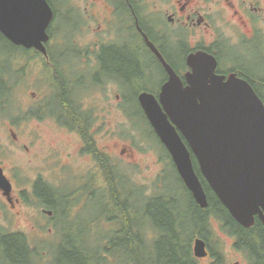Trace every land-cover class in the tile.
Listing matches in <instances>:
<instances>
[{
  "label": "flooded vegetation",
  "instance_id": "obj_1",
  "mask_svg": "<svg viewBox=\"0 0 264 264\" xmlns=\"http://www.w3.org/2000/svg\"><path fill=\"white\" fill-rule=\"evenodd\" d=\"M47 1L54 13L49 31L51 38L45 44L47 54L34 47L15 45L2 38L10 50L6 52L5 62L11 70H15L17 63L18 73L37 71L48 74L46 82L50 88L41 102L47 111V107L51 105L50 98L57 99L62 114L47 115L44 111V116L36 114V118L40 123L50 120L56 129L72 136L78 148L75 152L67 153L64 158L59 150H53L49 157L43 158L46 168H50L47 171H52V175L45 178L44 171L37 173L29 188L17 191L16 197L10 178L12 192L6 195L0 189V205L8 212H0V215H5L6 221V227L0 228V256L7 254V260L0 264H48L54 258H49L46 253L51 244L66 249L65 255L68 258L80 256L84 264H127L129 256L122 254L129 250L123 246L125 231L114 228L117 221L115 218L107 221L106 213L100 207L104 201L100 195L107 185L105 180L103 182L106 160H109L110 166L114 161L108 158L111 156L106 149L98 145L101 128L90 124L91 118L84 113L83 102L77 95L95 85L101 87L103 80L100 71L96 73L97 69L110 77L121 74L132 76L133 85L140 93L152 91L146 81L156 70L163 77L157 88L159 93L169 80V72L163 60L178 75L183 85L187 86V75L192 73L191 57L206 53L215 59V73L218 76L225 81L231 77L246 81L264 102V0ZM57 1L63 2L61 9L57 8ZM64 14L76 26L74 36H79L78 29L84 32L82 37L72 39L75 60L71 65L62 61L65 53L62 48L60 51L61 43L52 34L53 24ZM199 30L203 34H209V39L198 37ZM220 30L227 39L222 38ZM75 44H85L86 48L78 53ZM242 46L248 47L247 52ZM55 47L59 50L60 58L53 53ZM12 56L15 57L13 60ZM122 56L133 59L136 70L111 68L114 66L113 62ZM230 56H234L236 61H229ZM91 62L95 64L96 70L88 67ZM247 62L255 71L257 69L256 73L246 66ZM91 73L94 76H89ZM86 77L91 78V84ZM119 98L120 95L117 96ZM37 100L40 101V96ZM37 112L40 113V110ZM10 131L11 138L14 139L11 143L17 144V135L13 129ZM34 142L36 140H33V145ZM24 149L29 150V147L24 145ZM122 154L125 155L126 152L122 151ZM169 162L175 169L170 157ZM0 166L3 168L1 164ZM79 168L82 170H77ZM88 171L96 172L98 181L94 184L97 187L91 183L93 180L88 181ZM68 175L73 189L61 194L58 192L59 185L67 180ZM51 178L55 181H51ZM37 186L41 188L38 195L34 191ZM91 189L93 190L90 191ZM95 195H99L97 215L85 218L87 221L82 220V210L90 201L96 200ZM24 209L30 211L32 227H9L7 218L16 222L15 218H20ZM116 217L118 220L122 219V213ZM43 223L49 228L46 229ZM63 223L71 224L72 227L67 225L66 228H59ZM104 223L109 229L96 228ZM133 231L130 233H134ZM254 233L259 235L258 245L252 243L254 240L250 236ZM242 235L243 245L240 248L238 236L229 235L232 244L234 243L231 248L242 257V260L234 264H264V220L256 217L254 226L242 230ZM197 240L193 239L190 246L194 258L192 264H218L217 252H212L204 239L207 257L198 258L195 255ZM17 247L23 250L20 261H15L12 255Z\"/></svg>",
  "mask_w": 264,
  "mask_h": 264
},
{
  "label": "rangeland",
  "instance_id": "obj_2",
  "mask_svg": "<svg viewBox=\"0 0 264 264\" xmlns=\"http://www.w3.org/2000/svg\"><path fill=\"white\" fill-rule=\"evenodd\" d=\"M71 3V0H70ZM57 8L61 9L63 2H56ZM56 32L55 39H59L58 42L61 43L60 51H64L65 55L62 59L63 62L71 65L75 60V52L72 46L73 37H82L84 32L78 29L79 36H74L75 27L70 22L67 14L60 16L52 26ZM221 36L227 39V36L220 30ZM58 36V37H57ZM190 36V35H189ZM198 37H205L209 39V34H203L201 30L197 32ZM56 41V40H55ZM57 42V41H56ZM0 53L2 56L6 55L9 48L0 40ZM78 49V53L86 48L85 44H75ZM247 52V46L241 47ZM54 55L60 58V53L57 47L53 49ZM229 61L235 62L234 56H230ZM0 67L2 71L5 70L8 74V67L5 60H1ZM95 64L91 62L88 67L91 70L94 69ZM246 66L254 73L255 68L251 66L249 62ZM4 67V68H3ZM17 63L15 64L14 73L11 71L9 83L16 82L15 87L8 94L4 93L3 88H0V164L5 170V174L13 181L15 187L14 196H17V191L27 190L30 184L34 181L36 174L43 172L45 178L52 175V171L49 172L50 168H46V163L43 162V158L49 157L53 150H59L62 157L64 158L67 153L75 152L78 148L77 143L74 141L73 137L67 133L61 132L55 128V126L48 121L38 122L36 114H41L42 116L45 110L43 102L41 100L48 92L50 85L46 82V77L48 74L46 72L37 73V71H29L26 74L18 73ZM111 68L115 69V66ZM100 71L101 79L103 84L101 87L93 86L84 92H79L77 95L78 99L82 100V109L85 114L90 116V124L94 125L95 128H101L100 136L98 137V145L104 147L111 158L114 161V165H117L119 169L130 178V181L136 185L143 187L148 194H153L156 183L160 182L162 178L163 171L165 170V178H163L164 192L169 196V198L178 199V204H182L183 208H187V203L189 202V197L186 195L180 186V183L176 179L175 170L169 166V162H163L161 157H166V153L160 148L157 140L150 132V126L144 121V116L138 107V97L136 96V88L133 85L134 78L130 75H111L110 77L106 75L101 69H97L96 73ZM69 69L66 70L68 75ZM152 76L146 81L150 84L153 90H156L163 79L162 75L154 70ZM89 76H94L92 73ZM110 77V78H109ZM88 83H92L91 78L86 77ZM97 84V83H96ZM99 85V84H97ZM35 94V95H33ZM120 98L117 99V96ZM40 96V101L37 98ZM51 105L47 107V115H60L62 114V109L59 108V102L57 99L51 97ZM123 106V109H122ZM40 110V113L37 112ZM129 114L132 118L128 117ZM11 129L17 135V144L11 143L14 141L11 134ZM33 140H36L33 145ZM24 145L29 147V150L24 149ZM157 146V147H155ZM125 151L126 154H122ZM82 165V164H81ZM79 166L85 169L84 166ZM164 168V169H163ZM82 170V169H77ZM93 179V181L90 180ZM88 181H91L93 185L98 181L96 172L88 171L87 176ZM51 181L55 179L51 178ZM57 180V179H56ZM87 181V180H86ZM104 182V179H103ZM97 187V185H95ZM70 184L69 175L66 181L59 185L58 192L61 194H66L72 190ZM41 188L37 186L34 188L36 195L41 191ZM141 191L138 189L137 192ZM164 193V194H165ZM104 195H101L102 198ZM178 196V197H176ZM96 200L90 201L89 205H86L82 210V220L85 218H92L97 215L98 211V195H95ZM138 198L134 201L136 203ZM102 203V202H101ZM130 206L128 207V212L125 216L128 218H133V202L128 199ZM139 204H137L138 206ZM103 208V212L109 209L110 213L117 216L118 211L106 206V203L100 205ZM144 209V207H141ZM2 210V211H1ZM130 211V212H129ZM0 212H7L6 208L0 205ZM8 213V212H7ZM142 215V212H141ZM5 215L2 213L0 215V228L6 227ZM16 222L8 217L7 224L11 228H31L32 227V217L30 211L24 209L23 214L20 218H15ZM87 221V219H85ZM142 222V221H140ZM46 229L49 228L48 225L43 223ZM72 227L71 224H61L59 228H66V226ZM149 228L151 225H146ZM212 237L210 242L213 248L222 258L224 264H234L236 261L242 260L240 254H237L235 249L231 248L234 246L229 234L223 229L216 221H212ZM100 229H109L106 223L103 225L96 226ZM146 229L145 234H148ZM60 245H48L46 253L49 258H54L49 261L48 264H67L69 258L66 255H61ZM66 250V249H65ZM145 254V251H144ZM7 260V254L4 253L0 256V262ZM69 264V263H68Z\"/></svg>",
  "mask_w": 264,
  "mask_h": 264
},
{
  "label": "water",
  "instance_id": "obj_3",
  "mask_svg": "<svg viewBox=\"0 0 264 264\" xmlns=\"http://www.w3.org/2000/svg\"><path fill=\"white\" fill-rule=\"evenodd\" d=\"M52 17L46 0H0V33L15 45L45 53ZM197 57L201 62L192 64L189 87L169 69L159 99L143 93L139 101L196 203L209 205L192 154L231 216L249 228L256 216L264 220V103L245 81L224 83L215 76L211 57ZM0 189L6 195L12 189L1 167ZM195 255L207 256L203 241L195 243Z\"/></svg>",
  "mask_w": 264,
  "mask_h": 264
},
{
  "label": "trees",
  "instance_id": "obj_4",
  "mask_svg": "<svg viewBox=\"0 0 264 264\" xmlns=\"http://www.w3.org/2000/svg\"><path fill=\"white\" fill-rule=\"evenodd\" d=\"M2 37L3 36L0 34V40ZM14 58V56L11 57L12 60ZM1 60L4 61L5 58L0 53V63ZM11 63L12 62H10V64ZM113 63L116 69L118 68L119 70H136L135 61L126 56L120 57ZM10 73L11 71H8L7 74L6 71H2L0 67V88L2 87L4 89L5 94L10 93L15 87L14 85H16V82L9 83ZM135 92H137V90ZM138 107L140 108L139 105ZM140 111L144 116V121L148 124L141 108ZM127 115L131 120L132 117L129 114ZM150 132L154 134L151 128ZM106 161L104 173L107 182V191L105 192L104 201L102 202L106 203L107 208L110 207L112 210L114 207V210L122 213L123 218L118 220L113 210L112 213H110V210L107 209L106 220L109 221L115 218L117 222L114 228L124 229L125 242L123 246L125 245V248L129 250L122 254L129 256L128 263L192 264L194 258L190 246L193 239H204L208 242V245L213 248L210 242V238L212 237V221H216L221 229L228 234L238 236V246L239 248L242 247V230H244V228L231 217L229 211L220 202L202 177L201 179L208 196L209 206L207 208H201L195 202L191 193L187 190L182 180L175 172L176 179L180 183L182 191L189 197L188 206L185 209L182 207V204L180 205V202L178 204L177 198H169L164 192V187L161 182L158 184L156 183L155 189L152 192L153 194H148L143 187L131 184L125 175H119L116 172L117 170L112 165L110 166L109 160L107 159ZM194 163L199 172L195 159ZM138 189H141V191L137 192ZM136 198L138 199L135 203L134 200ZM128 199H131L133 202L134 216L132 219L123 215L129 210L128 207L130 204L128 203ZM137 204L139 205L137 206ZM141 207H144V209H141ZM149 224L151 225L150 228L146 226ZM146 229L149 231L147 235L145 234ZM131 230H134V233H130ZM250 237L254 240L252 242L254 245L260 243L257 233L251 234ZM65 254L66 250L62 249L61 255ZM12 255L15 261H20L23 256V250L17 247V249L12 251ZM216 255L219 256V254ZM221 259L222 258L219 256L217 259L218 264L222 262ZM68 263L84 264L85 262L80 256L75 255L70 256Z\"/></svg>",
  "mask_w": 264,
  "mask_h": 264
}]
</instances>
